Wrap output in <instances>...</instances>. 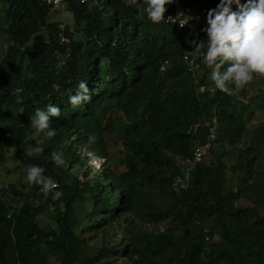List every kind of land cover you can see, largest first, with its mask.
Segmentation results:
<instances>
[{"label": "trees", "instance_id": "obj_1", "mask_svg": "<svg viewBox=\"0 0 264 264\" xmlns=\"http://www.w3.org/2000/svg\"><path fill=\"white\" fill-rule=\"evenodd\" d=\"M45 1L0 0V164L10 151L23 177L38 164L62 195L54 200L25 179L0 184V264H264V123L247 129L264 105V77L225 94L194 51L219 0H180L199 15L195 33L153 24L123 0H66L74 29L60 30ZM172 13L170 4L165 17ZM186 57L198 67L190 71ZM81 80L90 99L73 107L68 96ZM49 103L61 110L50 117L56 135L28 156L29 118ZM214 119L228 162L218 153L191 166ZM111 133L126 171L108 159Z\"/></svg>", "mask_w": 264, "mask_h": 264}, {"label": "clouds", "instance_id": "obj_2", "mask_svg": "<svg viewBox=\"0 0 264 264\" xmlns=\"http://www.w3.org/2000/svg\"><path fill=\"white\" fill-rule=\"evenodd\" d=\"M126 7L142 9L143 14L153 23L179 20L181 26L192 19L183 15L165 17L167 7L173 0H123ZM234 6V8H233ZM205 39L196 42L194 51L202 57L203 63L211 69V81L216 89L231 95L244 88L254 78L264 77V0H219L214 8H209L205 16V26L200 29ZM204 49L201 51V49ZM23 88H13L11 94L16 96L18 114L24 113L20 95ZM90 99L86 80L77 85L75 94L68 96L71 106L78 107ZM61 114L60 108L49 103L46 110L36 108L29 118L30 126L36 138L34 145H28V156L39 155L44 151L45 138L56 135L51 127V118ZM50 158L57 166H64L62 151L53 150ZM102 159V158H97ZM24 179L29 186H40L39 190L46 196L58 199L62 192L59 185L48 175L44 167L38 164L26 165Z\"/></svg>", "mask_w": 264, "mask_h": 264}, {"label": "rangeland", "instance_id": "obj_3", "mask_svg": "<svg viewBox=\"0 0 264 264\" xmlns=\"http://www.w3.org/2000/svg\"><path fill=\"white\" fill-rule=\"evenodd\" d=\"M48 22L59 25L60 30L72 31L74 29L73 17L70 11H68L67 9L66 0L60 7L50 10L49 15H48ZM3 37L4 35L1 34L0 35V55L2 54L5 48V42L3 40ZM193 74H195V72ZM206 75L208 78H211L210 68L207 70ZM254 84L253 86H251L252 88L250 89L255 91L257 90L258 87ZM116 114L119 115V113H116ZM261 123H264V105L257 110L254 116H252V121L248 123L247 129L254 130ZM105 141H106V152L108 154V159L110 160L111 166L118 172L126 171V168L123 165L119 164L118 162L119 157L121 156V145L118 142L116 134L115 133L107 134L105 137ZM227 146H228L227 140L220 141L219 144L215 146L213 151H211L210 155L204 160V163L206 164L213 163L218 153L221 154L222 160L228 162L227 151L230 150V148H228ZM10 154H11V151L10 153H8L5 162L3 164H0V184L2 182L3 184H8V183L16 184V183H21L22 181H24V177L20 171H17L16 169H14L13 171L14 166L10 159ZM91 163L92 165L94 164L93 165L94 169H97V168H99V170L102 169L100 160L93 159ZM181 165H182V162H180V166ZM39 222H40V225L44 226L43 219L40 218ZM163 226H164L163 224H160V225H157L156 227L162 228Z\"/></svg>", "mask_w": 264, "mask_h": 264}, {"label": "built area", "instance_id": "obj_4", "mask_svg": "<svg viewBox=\"0 0 264 264\" xmlns=\"http://www.w3.org/2000/svg\"><path fill=\"white\" fill-rule=\"evenodd\" d=\"M78 1H83V0H78ZM47 5H49L52 9H56L60 7L65 0H46L45 1ZM172 7L174 8L175 13L168 14L166 17H176V16H183V15H188L191 16L192 19L188 21L185 25L181 26L179 24V20H175V22L172 21H165L166 23L176 25L177 27L180 28H187L190 32H196L195 24L194 21L198 18V14L196 11L191 10L189 7L182 8L180 0H173L171 3ZM60 42L63 43L64 45H68L70 43V40L65 37L64 35L60 34ZM186 63L189 67V70L192 71L198 67V65L195 64L193 59H187L185 58ZM218 126L217 123L215 122V119L212 121V125L209 129V133L207 134L206 141L203 145H197L193 152H192V160L190 162V165L195 163H203L204 160L210 155L211 151L219 144L218 142V135H217V130ZM185 165V163L182 162V165ZM177 182L180 183L182 187H184V183L182 184L181 179H178Z\"/></svg>", "mask_w": 264, "mask_h": 264}, {"label": "water", "instance_id": "obj_5", "mask_svg": "<svg viewBox=\"0 0 264 264\" xmlns=\"http://www.w3.org/2000/svg\"><path fill=\"white\" fill-rule=\"evenodd\" d=\"M34 38L35 40H40V41L44 40V37L42 36V34H37Z\"/></svg>", "mask_w": 264, "mask_h": 264}]
</instances>
